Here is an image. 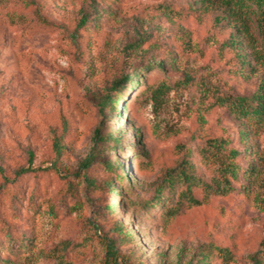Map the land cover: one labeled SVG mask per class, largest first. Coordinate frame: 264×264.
<instances>
[{"label":"rangeland","instance_id":"obj_1","mask_svg":"<svg viewBox=\"0 0 264 264\" xmlns=\"http://www.w3.org/2000/svg\"><path fill=\"white\" fill-rule=\"evenodd\" d=\"M204 1L0 0V264H264V8Z\"/></svg>","mask_w":264,"mask_h":264},{"label":"trees","instance_id":"obj_2","mask_svg":"<svg viewBox=\"0 0 264 264\" xmlns=\"http://www.w3.org/2000/svg\"><path fill=\"white\" fill-rule=\"evenodd\" d=\"M211 0H205L204 2H209ZM255 2V4L257 5L258 8H261V10L263 11L264 8V0H253ZM220 2H222L225 7L227 8V10L229 11L228 16L230 17H234L236 15L235 12H242L244 11V9H246V1L245 0H220ZM236 9H238L236 11ZM95 18L97 17V13L94 14ZM81 24H83V27H90V25H86V24H90V22L85 19L84 21L81 22ZM232 46L233 47H237L238 43L236 41L232 42ZM241 56V55H239ZM245 63V61H243V64ZM140 75V71L135 72L131 77H124L121 80H118L115 83V86L117 87L118 85L120 86L121 84L130 81L132 78L133 79H137L138 76ZM115 87V88H116ZM164 89H158V91H162ZM111 99L109 97L105 98V100L103 101V106L104 108H114L111 107L109 105V101ZM235 101V111L236 113L245 118V117H253V118H258L260 120H262L264 118V86L261 88V92L249 97V98H237L234 100ZM129 121V118L127 119V122ZM99 142L101 143H106L107 145L109 144H113L114 147H117L118 149L121 146V139L120 137L117 136H113L112 134L107 135L106 137L102 138L100 137V133L99 131L96 132L95 138H94V144L98 145ZM55 151L58 155H60V153L64 150V148H62V146L59 144V142L55 143ZM99 153H91L89 155V157L82 163L81 165V169L83 170H87L89 169V167L92 165L93 161L95 160V158L98 156ZM230 155L232 157H236L238 155V153L236 152H231ZM103 169L104 172L107 174V178L108 180H106L104 183H102L101 181H98L97 179H88L86 177L88 186L92 189H96V191H104V190H108L110 191L112 194H117L118 191L115 190V185L121 184V181L123 179H127L128 180V175L126 172H124V167L117 162H111V161H107L103 164ZM230 171L229 174H231V176H235L237 170L239 169V167H237L236 165H232L231 167H229ZM29 171H23V173H26ZM20 174V173H19ZM110 175V177H109ZM113 177V178H112ZM106 178V179H107ZM178 178L180 180H183L184 182L188 181V175L184 170L179 171L178 173ZM173 183V182H172ZM171 186V188H173V185H169V187ZM119 194V193H118ZM159 198L155 197L153 202H158ZM110 213H115L116 212V206L115 204H111L110 206L107 207ZM10 242H12V240L10 238H7ZM115 244L113 243H109L108 244V253L111 257H115V253L113 252L115 249ZM23 246L21 245V247H19V249H22ZM218 252L220 254H223V256H225L226 258H228V262L231 261V255H229V253L227 251H225L224 249H218ZM8 264V263H7Z\"/></svg>","mask_w":264,"mask_h":264}]
</instances>
